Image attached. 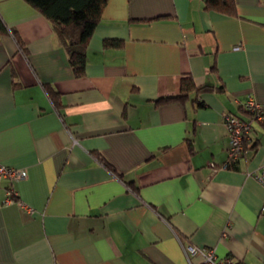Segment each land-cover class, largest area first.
Segmentation results:
<instances>
[{"label":"crops","instance_id":"crops-1","mask_svg":"<svg viewBox=\"0 0 264 264\" xmlns=\"http://www.w3.org/2000/svg\"><path fill=\"white\" fill-rule=\"evenodd\" d=\"M234 3L107 0L76 76L53 24L0 0V163L26 172L0 180V264H264V125L234 162L224 121L264 103V0ZM188 75L211 88L157 102Z\"/></svg>","mask_w":264,"mask_h":264},{"label":"trees","instance_id":"trees-1","mask_svg":"<svg viewBox=\"0 0 264 264\" xmlns=\"http://www.w3.org/2000/svg\"><path fill=\"white\" fill-rule=\"evenodd\" d=\"M34 7L40 14L48 19L57 32L59 41L66 48L68 60L74 72V75L83 74L86 64V49L89 40L100 21L102 11L107 0H24ZM206 9L220 10L227 15H236L234 0H204ZM9 33V30L0 16V35ZM14 37L21 50H25L22 39L13 32ZM120 40L111 39L104 42L105 46H120ZM213 87V86H212ZM53 96L54 92L48 89ZM210 85L197 86L193 79L183 76L180 82V91L176 95H170L157 99V102H169L172 100H185L189 94L195 92L197 95L203 90L210 89ZM197 105H202V101L195 99ZM247 116L250 115L243 106H241ZM238 116V115H237ZM241 117V116H239ZM244 118V117H241ZM247 141L244 142V148ZM244 151V150H243ZM103 161V159L101 158ZM234 161V160H229ZM236 161V160H235ZM234 161V162H235ZM233 162V163H234ZM104 164H107L103 161ZM109 166V165H107ZM226 166H230L227 162Z\"/></svg>","mask_w":264,"mask_h":264},{"label":"built area","instance_id":"built-area-1","mask_svg":"<svg viewBox=\"0 0 264 264\" xmlns=\"http://www.w3.org/2000/svg\"><path fill=\"white\" fill-rule=\"evenodd\" d=\"M243 108L250 113L248 118H241L235 114H224V121L227 125L229 133L228 144V161L237 160L243 153L244 142L251 140L253 132L252 121H257L264 125V103L257 102L249 95L242 103ZM213 166V163H210ZM226 167V164L224 165ZM257 180L264 185V165L255 174ZM26 178L24 169L9 167L0 163V180L6 179L11 183L23 180ZM16 191L12 186H9L6 191V197L0 199V205L9 204L15 200ZM188 255L199 254L203 264H234L231 258L218 259L214 248H200L192 245L187 246Z\"/></svg>","mask_w":264,"mask_h":264}]
</instances>
